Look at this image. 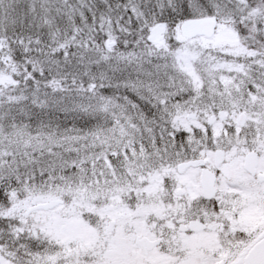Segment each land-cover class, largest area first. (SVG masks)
Wrapping results in <instances>:
<instances>
[{
    "label": "snow or ice",
    "instance_id": "1",
    "mask_svg": "<svg viewBox=\"0 0 264 264\" xmlns=\"http://www.w3.org/2000/svg\"><path fill=\"white\" fill-rule=\"evenodd\" d=\"M0 264H264V0H0Z\"/></svg>",
    "mask_w": 264,
    "mask_h": 264
}]
</instances>
